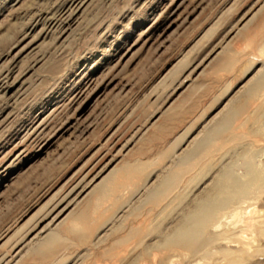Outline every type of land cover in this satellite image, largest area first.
Here are the masks:
<instances>
[{
  "label": "rangeland",
  "instance_id": "1",
  "mask_svg": "<svg viewBox=\"0 0 264 264\" xmlns=\"http://www.w3.org/2000/svg\"><path fill=\"white\" fill-rule=\"evenodd\" d=\"M198 66L263 71L264 0H0V264H264V88L222 134Z\"/></svg>",
  "mask_w": 264,
  "mask_h": 264
},
{
  "label": "crops",
  "instance_id": "2",
  "mask_svg": "<svg viewBox=\"0 0 264 264\" xmlns=\"http://www.w3.org/2000/svg\"><path fill=\"white\" fill-rule=\"evenodd\" d=\"M214 70L222 72L205 105V108L209 106L211 115L206 113L202 118H211L215 127H219L218 132L222 129L220 133L225 134L226 124L231 118L239 116V110H247L249 102L259 101L264 88V70L259 72L255 66H198L192 78L185 81V89L202 75H210ZM231 112L235 115H231Z\"/></svg>",
  "mask_w": 264,
  "mask_h": 264
},
{
  "label": "bare ground",
  "instance_id": "3",
  "mask_svg": "<svg viewBox=\"0 0 264 264\" xmlns=\"http://www.w3.org/2000/svg\"><path fill=\"white\" fill-rule=\"evenodd\" d=\"M232 182V186L228 185L229 187H227L223 181H220L216 189L220 192H225L228 190L231 191L230 199H233L236 197L240 188L236 186L237 183H235V180ZM219 200L212 197V195L204 196L202 200L196 205V209L191 211L187 215L186 219L181 222L175 238H172L173 242L171 241L170 244L174 243L180 246L196 249L199 241H202V232L208 220L213 216L214 210L220 208L226 202L225 200Z\"/></svg>",
  "mask_w": 264,
  "mask_h": 264
}]
</instances>
